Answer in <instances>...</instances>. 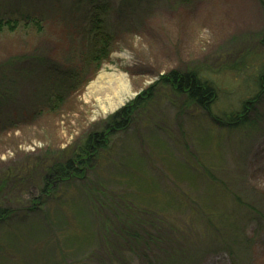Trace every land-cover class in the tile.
<instances>
[{"label":"rangeland","instance_id":"obj_1","mask_svg":"<svg viewBox=\"0 0 264 264\" xmlns=\"http://www.w3.org/2000/svg\"><path fill=\"white\" fill-rule=\"evenodd\" d=\"M124 1L0 0L4 20L31 15L0 32V264H264V0ZM92 3L113 38L98 70ZM174 70L212 82L209 110L163 81ZM76 71L86 85L56 102L52 79ZM76 153V175L48 170Z\"/></svg>","mask_w":264,"mask_h":264},{"label":"trees","instance_id":"obj_2","mask_svg":"<svg viewBox=\"0 0 264 264\" xmlns=\"http://www.w3.org/2000/svg\"><path fill=\"white\" fill-rule=\"evenodd\" d=\"M126 1L128 3V6L134 10L137 0H126ZM127 3L125 2V4ZM90 6L95 7L93 9L91 8V11H92L91 20L95 22V25L91 24V26L93 27V29H95V31L88 34V38L90 39V43L92 44L89 50V55H90L89 60L90 61L88 62L92 63L93 61H95L96 66L94 69L98 70L101 67V64L103 63V61L108 57V55L110 54L112 50L111 41L113 42V38L109 33L107 32L103 33L102 30H99V28L101 27V25L99 26L100 22L102 21L101 18L104 19V17L107 15V8L104 5L96 6L93 3ZM89 13H90V8H89ZM17 16H18V12H17ZM15 17L14 19L9 18L5 20L0 18V32H2L5 28L14 30L15 28H17L20 22H23L25 25L30 24L27 21V19L31 17L29 13H25L21 19H16ZM33 22L35 25H39V22H37L35 19L33 20ZM262 44L264 45V40H262ZM83 73L84 72L82 71L81 80L79 79V75H77V71L75 73H70L69 78L66 77L65 75L63 76L60 75L58 77L53 78L52 79L53 81L52 90H54V93L52 92L53 93V95H51L52 98H54L56 102L63 103L64 94L61 89L67 86L76 84L78 80H80L77 82L79 83V86L81 87L85 86L89 78L84 77ZM259 79L263 80V83L262 82L260 83L261 84L260 89L261 88L264 89L263 88L264 87L263 85L264 84V67L261 69V74L259 75ZM163 81L169 84L177 93L187 95L189 102L191 104L195 103L197 106L203 108L204 110H209L211 105L216 101V98H217L216 87L212 84V82L205 79L202 76V73L199 71L191 70L187 72H181V71L174 70L166 74L163 77ZM262 89L261 91H263ZM259 93L257 95H253L250 99L245 101L241 111L236 113L238 115V119L241 122L247 121V119H245L244 116L249 111V106H254L260 100L259 97L261 93L260 95ZM147 94H149V97L152 95L150 94L149 90L145 94H143L142 92L141 94H139L138 101L139 100L141 101L143 98L147 97ZM135 108L136 107H134V105L128 106L123 109V112L115 114L116 116H114V118L115 120H117V123L119 124V127L117 128L122 129V128L127 127V124H125V119H128V121L130 122L131 115L133 114ZM236 114L235 113H233L232 115L225 114L221 116L214 114V118L217 121H221L222 119H225L226 122H229L230 120L235 121L236 118L234 117L236 116ZM237 122L239 121L234 122V124H237ZM102 140H103L102 135L98 133L92 134V136L88 138L84 146V149L82 150L83 154L87 156L85 160L87 159L90 160L95 155L98 156L100 149L105 146L104 143H102ZM83 154L76 153L74 157L69 158L67 161L62 162L60 164L52 165L48 170L50 172H53L52 174L54 175L55 173L59 175L58 176L59 178L56 176L58 180L64 181L68 177H71L74 174L76 175L77 173L81 171L78 161L82 157ZM84 162L85 161H83V163ZM83 173L84 172H82L81 175H83ZM44 180H45V187L43 191H46V193L53 191V189L51 188V184H50L51 182H49V177L47 176V173L44 176ZM9 211L10 209L4 210L2 207H0V219L3 218V216Z\"/></svg>","mask_w":264,"mask_h":264},{"label":"bare ground","instance_id":"obj_3","mask_svg":"<svg viewBox=\"0 0 264 264\" xmlns=\"http://www.w3.org/2000/svg\"><path fill=\"white\" fill-rule=\"evenodd\" d=\"M119 74L112 73V74H103L101 79H109L110 84L107 85L104 81L101 82L102 84H106L107 88L111 90L114 94V96H118L119 92L122 91L123 89H127L128 85L127 82L123 77H117ZM117 106V105H116ZM114 106L112 109L116 108Z\"/></svg>","mask_w":264,"mask_h":264}]
</instances>
